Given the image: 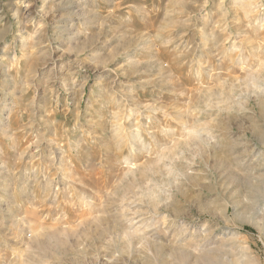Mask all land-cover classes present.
<instances>
[{"label": "rangeland", "instance_id": "1", "mask_svg": "<svg viewBox=\"0 0 264 264\" xmlns=\"http://www.w3.org/2000/svg\"><path fill=\"white\" fill-rule=\"evenodd\" d=\"M0 253L264 264V0H0Z\"/></svg>", "mask_w": 264, "mask_h": 264}, {"label": "clouds", "instance_id": "2", "mask_svg": "<svg viewBox=\"0 0 264 264\" xmlns=\"http://www.w3.org/2000/svg\"><path fill=\"white\" fill-rule=\"evenodd\" d=\"M215 195L206 197V199H215ZM231 201L230 211L227 209V201ZM249 195L246 193L242 183L237 181L231 184V191L227 193V200H222L219 207L212 205L208 206V213L205 216H198L195 223L191 224L192 232L199 233L203 227L211 226L212 228L219 227L221 233L230 231L229 220L236 219L238 221L239 216L247 203H250ZM193 214H198V210L193 207L192 213L188 214L190 217ZM0 260L3 264H8L6 256L0 253ZM35 264H39V261H35Z\"/></svg>", "mask_w": 264, "mask_h": 264}]
</instances>
